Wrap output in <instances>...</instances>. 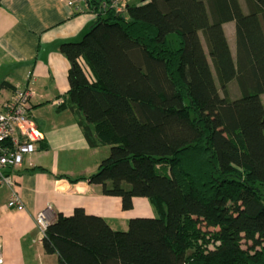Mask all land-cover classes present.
I'll return each mask as SVG.
<instances>
[{
    "label": "trees",
    "instance_id": "1",
    "mask_svg": "<svg viewBox=\"0 0 264 264\" xmlns=\"http://www.w3.org/2000/svg\"><path fill=\"white\" fill-rule=\"evenodd\" d=\"M110 1L87 0L95 21L59 45L70 63L60 105L90 146H109L70 181L124 210L144 197L156 214L113 230L76 207L48 225L44 252L59 264H264V0H130L121 12Z\"/></svg>",
    "mask_w": 264,
    "mask_h": 264
},
{
    "label": "crops",
    "instance_id": "2",
    "mask_svg": "<svg viewBox=\"0 0 264 264\" xmlns=\"http://www.w3.org/2000/svg\"><path fill=\"white\" fill-rule=\"evenodd\" d=\"M95 19V13L83 2L1 0L0 110L16 88L28 84L33 90L30 117L42 134V140L12 174L13 190L23 203L21 210L6 206L12 190L0 186L2 264H59L58 255L44 252L38 239L34 216L40 210H47L52 223L58 214L68 216L80 207L88 215L103 218L113 230H126L130 218L156 214L144 197H134L132 208L124 210L120 199L104 195L99 185L70 181L95 172L109 154L107 145L90 146L77 111L58 103L65 100L70 67L59 45L80 40ZM222 29L235 58L234 21L223 23ZM225 89L229 99L240 94L235 80Z\"/></svg>",
    "mask_w": 264,
    "mask_h": 264
},
{
    "label": "built area",
    "instance_id": "3",
    "mask_svg": "<svg viewBox=\"0 0 264 264\" xmlns=\"http://www.w3.org/2000/svg\"><path fill=\"white\" fill-rule=\"evenodd\" d=\"M87 0H67L68 5L77 2L86 3ZM130 0H111L109 6L116 12L123 11V6ZM108 4L103 3L102 7ZM33 95L32 88L27 84L22 88H16L10 100L0 110V186L9 187L12 191L6 202L10 209L21 210L23 203L21 198L13 190L14 180L12 174L20 169L24 159L42 140L34 122L30 117V98ZM62 100H58L61 103ZM38 230V239L42 241L46 228L51 223L47 210H40L34 216ZM0 264L2 255L0 250Z\"/></svg>",
    "mask_w": 264,
    "mask_h": 264
}]
</instances>
